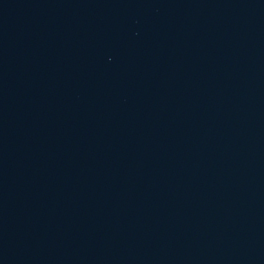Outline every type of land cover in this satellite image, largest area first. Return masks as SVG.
<instances>
[{"label":"water","instance_id":"1","mask_svg":"<svg viewBox=\"0 0 264 264\" xmlns=\"http://www.w3.org/2000/svg\"><path fill=\"white\" fill-rule=\"evenodd\" d=\"M0 264H264V0H0Z\"/></svg>","mask_w":264,"mask_h":264}]
</instances>
